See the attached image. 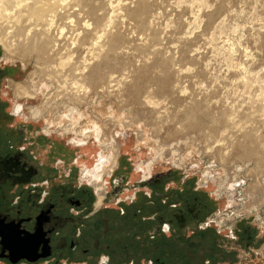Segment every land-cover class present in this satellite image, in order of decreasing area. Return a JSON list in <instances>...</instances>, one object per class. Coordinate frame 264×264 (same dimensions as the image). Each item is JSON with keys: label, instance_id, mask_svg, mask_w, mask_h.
<instances>
[{"label": "rangeland", "instance_id": "1", "mask_svg": "<svg viewBox=\"0 0 264 264\" xmlns=\"http://www.w3.org/2000/svg\"><path fill=\"white\" fill-rule=\"evenodd\" d=\"M33 37L51 45L38 60ZM0 60L18 120L80 149L82 178L115 150L132 182L152 163L212 205L221 243L251 229L234 264H264V0H0ZM196 234L170 264H225Z\"/></svg>", "mask_w": 264, "mask_h": 264}, {"label": "flooded vegetation", "instance_id": "2", "mask_svg": "<svg viewBox=\"0 0 264 264\" xmlns=\"http://www.w3.org/2000/svg\"><path fill=\"white\" fill-rule=\"evenodd\" d=\"M17 73L0 60V264H170L185 257L178 244L189 232L197 233V245L220 249L225 264L249 257L251 229H243L244 239L221 243L208 227L212 205L180 184L176 190L179 180L169 172L154 175L151 167L132 182L131 163L123 165L121 155L113 171L100 172V182L82 178L80 149L74 158L18 120L25 107H13L9 83ZM205 263L214 261L208 256Z\"/></svg>", "mask_w": 264, "mask_h": 264}, {"label": "bare ground", "instance_id": "3", "mask_svg": "<svg viewBox=\"0 0 264 264\" xmlns=\"http://www.w3.org/2000/svg\"><path fill=\"white\" fill-rule=\"evenodd\" d=\"M61 2V1H60ZM66 2V1H65ZM20 6V5H19ZM46 7V6H44ZM17 8V7H16ZM8 12V11H7ZM5 12V13H7ZM21 12V11H20ZM25 13V12H24ZM23 13V14H24ZM22 14V13H21ZM20 16V15H19ZM37 16V15H36ZM55 16V15H54ZM21 17V16H20ZM38 17V16H37ZM49 18V17H48ZM33 19V18H32ZM51 20L49 21V26L51 27L54 20L52 19V17L50 18ZM47 21V20H46ZM41 22V21H40ZM46 23V22H45ZM48 23V22H47ZM47 26V25H45ZM49 31V30H48ZM38 37V36H37ZM47 37V36H46ZM4 39V38H3ZM61 39V38H60ZM23 42V41H22ZM43 42V41H42ZM9 44V43H8ZM7 44V45H8ZM50 44V43H49ZM49 45L48 44H40V42H38V39L35 37L32 38L30 44H26L24 45L25 49L24 50H28L30 52H32V54L34 56H36V60H38V58L40 56H43L42 54V50H47L50 51V48H51V45L50 47H48ZM8 47V46H7ZM5 48V47H4ZM20 48V47H19ZM9 49V48H8ZM22 50V49H21ZM25 52V51H24ZM28 53H26L27 55ZM31 54V53H29ZM55 55V54H54ZM32 56V55H31ZM30 57V56H29ZM30 60V59H29ZM51 71V70H50ZM87 78V77H86ZM32 87V86H31ZM18 90V89H16ZM27 90V89H26ZM86 91V89H85ZM31 92V91H30ZM17 94V92H16ZM22 95V94H21ZM18 96V95H17ZM74 112L72 111L71 112V115L73 114ZM35 116V115H34ZM96 125V124H95ZM87 129V128H86ZM105 135V134H104ZM118 157H119V154L118 152L115 150V152L109 157V158H104L100 161L99 165L95 166L94 169L90 170V171H86V178H92V181H95V182H100L101 180V177H100V172H103V174L105 173H110L111 171H113V169L115 168L116 164H117V160H118ZM152 163H148V164H144L143 167L141 168H145L146 169V173L145 175L148 176V173L150 172L151 170V166L150 165ZM148 166V167H147ZM145 172V171H144ZM264 179V178H263ZM264 185V184H263ZM259 192V191H258ZM250 195V194H249ZM262 203V202H261ZM258 206V205H257ZM245 211V210H244ZM246 212V211H245Z\"/></svg>", "mask_w": 264, "mask_h": 264}, {"label": "water", "instance_id": "4", "mask_svg": "<svg viewBox=\"0 0 264 264\" xmlns=\"http://www.w3.org/2000/svg\"><path fill=\"white\" fill-rule=\"evenodd\" d=\"M0 237L2 238V242H3L4 241V234L2 233V231H0ZM45 256H43V257H45Z\"/></svg>", "mask_w": 264, "mask_h": 264}]
</instances>
